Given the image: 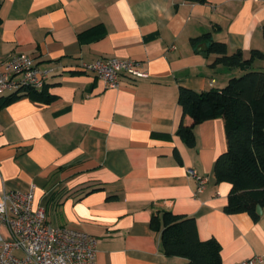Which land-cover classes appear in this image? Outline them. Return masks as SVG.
<instances>
[{
  "label": "crops",
  "instance_id": "obj_1",
  "mask_svg": "<svg viewBox=\"0 0 264 264\" xmlns=\"http://www.w3.org/2000/svg\"><path fill=\"white\" fill-rule=\"evenodd\" d=\"M204 34L228 55L262 58L248 69L210 67L208 41L190 43ZM16 55L52 70L43 89L54 99L21 93L0 108V197L33 185V207L44 209L48 225L96 239L94 264H183L163 254L160 232L150 228L163 212L193 218L198 239L220 245L221 264L255 256L264 264V210L256 221L223 211L230 185L217 184L213 170L226 151L223 119L196 126L192 148L177 135L181 122H192L179 88L221 90L236 74L264 73V3L0 0V63ZM111 58L138 62L146 76L109 89L74 70ZM188 170L206 179L202 193ZM0 234L8 239L4 227Z\"/></svg>",
  "mask_w": 264,
  "mask_h": 264
},
{
  "label": "trees",
  "instance_id": "obj_2",
  "mask_svg": "<svg viewBox=\"0 0 264 264\" xmlns=\"http://www.w3.org/2000/svg\"><path fill=\"white\" fill-rule=\"evenodd\" d=\"M207 41L204 51L216 55L210 67L248 69L253 59L262 58L257 51L252 52L249 60H243L239 53L228 55L226 45L210 40L208 34L191 39L190 43L196 46ZM21 93L43 103L54 99L47 89H23ZM18 95L0 97V108L16 100ZM177 102L183 117L188 116L192 121L189 126L181 122L177 129V135L188 148L194 147L196 126L223 119L226 151L218 156L213 169L217 184L230 185L223 211L228 215L246 213L253 221L258 220L256 207L259 205L264 210V73L247 72L233 77L221 90L196 92L181 87ZM150 228L160 232V246L165 256L182 258L183 264H221L220 245L214 239L200 241L193 218L163 212L160 218H151Z\"/></svg>",
  "mask_w": 264,
  "mask_h": 264
},
{
  "label": "built area",
  "instance_id": "obj_3",
  "mask_svg": "<svg viewBox=\"0 0 264 264\" xmlns=\"http://www.w3.org/2000/svg\"><path fill=\"white\" fill-rule=\"evenodd\" d=\"M264 3V0H252ZM74 70L91 74L105 88L116 89L122 78L139 80L146 75L139 63L131 59H98L81 62ZM51 69H41L25 55H16L0 63V97L21 94L22 90L41 91ZM214 81L212 80L210 86ZM188 175L197 183L196 194L202 193L206 179L193 170ZM34 186L26 191H5L0 197V226L8 239L0 234V264H94L96 239L85 232L68 227H52L46 223L45 211L33 207ZM22 253L21 256L15 252ZM235 264H262L255 256Z\"/></svg>",
  "mask_w": 264,
  "mask_h": 264
},
{
  "label": "water",
  "instance_id": "obj_4",
  "mask_svg": "<svg viewBox=\"0 0 264 264\" xmlns=\"http://www.w3.org/2000/svg\"><path fill=\"white\" fill-rule=\"evenodd\" d=\"M220 114H221V112H220ZM256 214L257 215H261L262 214V208L259 205L256 207Z\"/></svg>",
  "mask_w": 264,
  "mask_h": 264
},
{
  "label": "rangeland",
  "instance_id": "obj_5",
  "mask_svg": "<svg viewBox=\"0 0 264 264\" xmlns=\"http://www.w3.org/2000/svg\"><path fill=\"white\" fill-rule=\"evenodd\" d=\"M242 75H243V74H236V75H234V76H235V77H240V76H242ZM234 76H233V77H234ZM233 77H232V78H233ZM230 79H231V78H230ZM227 83H228V82H227Z\"/></svg>",
  "mask_w": 264,
  "mask_h": 264
}]
</instances>
